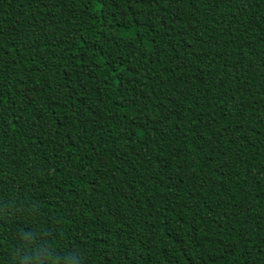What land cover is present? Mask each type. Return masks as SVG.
Here are the masks:
<instances>
[{
	"label": "trees",
	"instance_id": "trees-1",
	"mask_svg": "<svg viewBox=\"0 0 264 264\" xmlns=\"http://www.w3.org/2000/svg\"><path fill=\"white\" fill-rule=\"evenodd\" d=\"M0 264H264V0H0Z\"/></svg>",
	"mask_w": 264,
	"mask_h": 264
}]
</instances>
